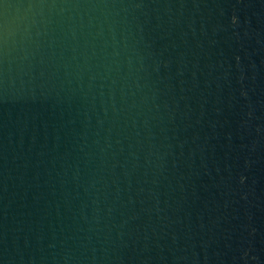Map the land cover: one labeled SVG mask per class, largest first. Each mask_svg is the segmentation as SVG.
<instances>
[{"label": "water", "instance_id": "water-1", "mask_svg": "<svg viewBox=\"0 0 264 264\" xmlns=\"http://www.w3.org/2000/svg\"><path fill=\"white\" fill-rule=\"evenodd\" d=\"M0 264H264V0H0Z\"/></svg>", "mask_w": 264, "mask_h": 264}]
</instances>
